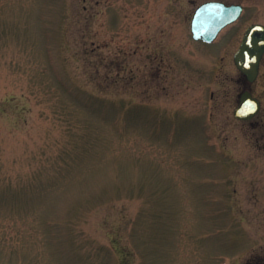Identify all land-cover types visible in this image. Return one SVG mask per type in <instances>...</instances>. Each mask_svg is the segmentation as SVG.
<instances>
[{
    "label": "rangeland",
    "instance_id": "374dc122",
    "mask_svg": "<svg viewBox=\"0 0 264 264\" xmlns=\"http://www.w3.org/2000/svg\"><path fill=\"white\" fill-rule=\"evenodd\" d=\"M241 4L212 44L203 3ZM264 0H0V264L264 260ZM261 103L234 118L239 96Z\"/></svg>",
    "mask_w": 264,
    "mask_h": 264
},
{
    "label": "water",
    "instance_id": "95a60500",
    "mask_svg": "<svg viewBox=\"0 0 264 264\" xmlns=\"http://www.w3.org/2000/svg\"><path fill=\"white\" fill-rule=\"evenodd\" d=\"M242 15L241 5L226 6L221 2H207L196 9L191 21L192 38L207 44L213 43L219 33L233 24ZM264 55V25L253 24L245 31L239 49L234 53L236 68L249 84L255 82L260 61ZM260 101L249 91L240 94L239 104L234 110V118L247 121L260 111Z\"/></svg>",
    "mask_w": 264,
    "mask_h": 264
},
{
    "label": "flooded vegetation",
    "instance_id": "af4514ba",
    "mask_svg": "<svg viewBox=\"0 0 264 264\" xmlns=\"http://www.w3.org/2000/svg\"><path fill=\"white\" fill-rule=\"evenodd\" d=\"M258 264H264L263 258H260V260L258 261Z\"/></svg>",
    "mask_w": 264,
    "mask_h": 264
},
{
    "label": "trees",
    "instance_id": "16d2710c",
    "mask_svg": "<svg viewBox=\"0 0 264 264\" xmlns=\"http://www.w3.org/2000/svg\"><path fill=\"white\" fill-rule=\"evenodd\" d=\"M245 264H253V262L251 263V262H247V263H245Z\"/></svg>",
    "mask_w": 264,
    "mask_h": 264
}]
</instances>
